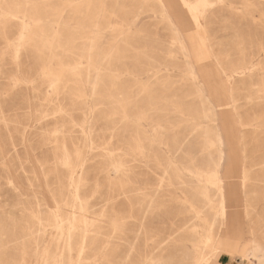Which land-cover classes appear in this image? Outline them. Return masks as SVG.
Returning a JSON list of instances; mask_svg holds the SVG:
<instances>
[{
	"label": "rangeland",
	"instance_id": "374dc122",
	"mask_svg": "<svg viewBox=\"0 0 264 264\" xmlns=\"http://www.w3.org/2000/svg\"><path fill=\"white\" fill-rule=\"evenodd\" d=\"M183 1L0 0V264H264V0Z\"/></svg>",
	"mask_w": 264,
	"mask_h": 264
},
{
	"label": "bare ground",
	"instance_id": "6f19581e",
	"mask_svg": "<svg viewBox=\"0 0 264 264\" xmlns=\"http://www.w3.org/2000/svg\"><path fill=\"white\" fill-rule=\"evenodd\" d=\"M181 2L184 4V1L183 0H181ZM203 3V2H202ZM185 5V4H184ZM186 6V5H185ZM187 7V6H186ZM188 8V7H187ZM188 10H189V12H190V9L188 8ZM192 10V9H191ZM193 11V10H192ZM192 16V15H191ZM166 18V17H165ZM193 18V17H192ZM198 22V21H197ZM193 23H194V26H195V29L197 30V28H198V26H197V24H196V22L194 21V19H193ZM176 28V27H175ZM175 35H176V37L178 38V42H180V47H181V49H182V51H183V53H184V55L186 56V57H192V55H198V56H202V54H203V52H202V50H200V48H201V45H202V40H201V38L200 37H197V40L195 39V35H193V36H191V35H189V36H186V35H184L183 33H181V32H179L177 29H175ZM197 36V35H196ZM188 42V44L186 43V41ZM183 41H185V43H186V45H184V43H183ZM187 65H188V63H187ZM190 67H193V66H191L190 65ZM192 69V68H191ZM207 71V70H206ZM206 73V72H205ZM207 74V73H206ZM197 77V76H196ZM222 92V91H221ZM217 129H218V127H217ZM215 130V129H214ZM218 141L220 142V143H222V133H220V134H218ZM221 147V146H220ZM221 151V150H220ZM218 156H219V154H218ZM223 157V153H220V159ZM220 162V161H219ZM219 166V165H218ZM219 169V172H218V176H217V179H218V182H219V188L221 189V184H222V182H223V180H222V177H221V170H220V168H218ZM216 171V170H215ZM242 179V178H241ZM228 185H230V182L228 183ZM221 191V190H220ZM221 194V193H220ZM221 201H222V199H221ZM223 207V206H222ZM224 211V210H223ZM231 217V216H230ZM223 223V222H222ZM68 238V237H67ZM217 238V237H216ZM69 239V238H68ZM246 239V238H245ZM68 242V241H67ZM69 243V242H68ZM208 243H210V242H208ZM217 244V243H216ZM223 244V243H222ZM219 245V244H218ZM225 245V244H224ZM257 245V244H256ZM209 246H210V244H209ZM216 246V245H215ZM214 246V247H215ZM255 246V245H254ZM259 246V245H258ZM217 248V247H216ZM228 247H226L225 249H227ZM234 248V247H233ZM257 249H259V248H257ZM255 250V249H254ZM212 252V251H211ZM251 252V251H250ZM255 252V251H254ZM259 252V251H258ZM255 254H257V253H255ZM205 256V255H204ZM211 256V255H210ZM257 256V255H256ZM203 257V256H202ZM259 257V256H258ZM240 258H242V257H240ZM202 259V258H201ZM247 259H248V261H252L253 259H254V256H252V253L251 254H249L248 253V256H247ZM261 260V259H260ZM61 261V260H60ZM59 262V261H58ZM202 262H204V261H202ZM206 262V261H205ZM246 262V261H245ZM253 262V261H252ZM61 263V262H60ZM201 263V262H200ZM252 264H254V263H252ZM257 264V263H256ZM260 264V263H259Z\"/></svg>",
	"mask_w": 264,
	"mask_h": 264
}]
</instances>
